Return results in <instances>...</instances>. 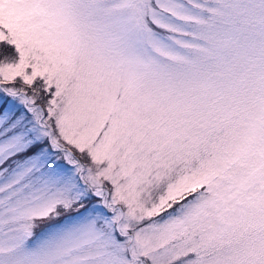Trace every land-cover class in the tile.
<instances>
[{
	"label": "snow or ice",
	"instance_id": "obj_1",
	"mask_svg": "<svg viewBox=\"0 0 264 264\" xmlns=\"http://www.w3.org/2000/svg\"><path fill=\"white\" fill-rule=\"evenodd\" d=\"M0 264H264V0H0Z\"/></svg>",
	"mask_w": 264,
	"mask_h": 264
}]
</instances>
